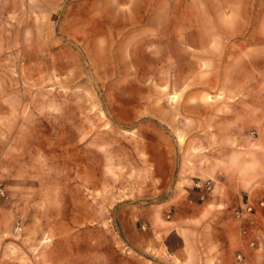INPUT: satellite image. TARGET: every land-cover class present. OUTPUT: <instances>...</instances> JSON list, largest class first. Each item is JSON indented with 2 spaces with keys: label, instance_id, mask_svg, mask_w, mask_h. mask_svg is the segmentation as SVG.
Wrapping results in <instances>:
<instances>
[{
  "label": "rangeland",
  "instance_id": "1",
  "mask_svg": "<svg viewBox=\"0 0 264 264\" xmlns=\"http://www.w3.org/2000/svg\"><path fill=\"white\" fill-rule=\"evenodd\" d=\"M263 121L264 0H0L3 261L133 256L146 208L170 225L177 194L258 162Z\"/></svg>",
  "mask_w": 264,
  "mask_h": 264
},
{
  "label": "crops",
  "instance_id": "2",
  "mask_svg": "<svg viewBox=\"0 0 264 264\" xmlns=\"http://www.w3.org/2000/svg\"><path fill=\"white\" fill-rule=\"evenodd\" d=\"M255 142L256 151L251 158L258 162L248 160L246 167L241 164V170L235 174L226 164L223 170L208 176L197 175L198 178H220V185L213 188L204 202H198L199 191L193 187L177 194L169 216L171 220L166 222L170 225L163 221L169 202L146 208L144 232L134 230L125 234L124 244L134 255L123 257L113 252L110 256L98 252L95 263L264 264V121L257 130ZM244 204L254 208L253 214L236 219L234 211ZM171 237L176 245L171 243ZM63 244V257L49 250L45 260L51 264H70V252L66 251L69 247L66 248V241ZM236 255L242 260L238 261ZM42 259L39 255L17 254L9 263L3 261V251H0V264H36V260ZM87 264L92 263L87 261Z\"/></svg>",
  "mask_w": 264,
  "mask_h": 264
},
{
  "label": "built area",
  "instance_id": "3",
  "mask_svg": "<svg viewBox=\"0 0 264 264\" xmlns=\"http://www.w3.org/2000/svg\"><path fill=\"white\" fill-rule=\"evenodd\" d=\"M213 187V184L211 181H197L194 184V188L200 192L199 199L202 201L205 199V197L211 192ZM260 206H263V203H260ZM254 212V208L251 205L244 204V207H241L234 211V216L236 219H241L244 216H250ZM251 247H253V243L250 244ZM236 259L238 261H241L242 258L240 255L236 256Z\"/></svg>",
  "mask_w": 264,
  "mask_h": 264
}]
</instances>
